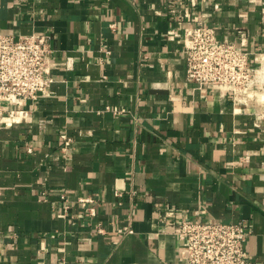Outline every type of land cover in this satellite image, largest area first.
Here are the masks:
<instances>
[{
	"label": "crops",
	"instance_id": "obj_1",
	"mask_svg": "<svg viewBox=\"0 0 264 264\" xmlns=\"http://www.w3.org/2000/svg\"><path fill=\"white\" fill-rule=\"evenodd\" d=\"M200 20L264 53V0H0V33L53 48L49 95L0 124V264H180L177 218L247 222L264 264V89L186 81Z\"/></svg>",
	"mask_w": 264,
	"mask_h": 264
},
{
	"label": "built area",
	"instance_id": "obj_2",
	"mask_svg": "<svg viewBox=\"0 0 264 264\" xmlns=\"http://www.w3.org/2000/svg\"><path fill=\"white\" fill-rule=\"evenodd\" d=\"M110 26L113 28L115 24ZM174 37L183 47L188 83L197 88L222 86L232 94L235 104L246 102L257 90L264 89V53L255 55L257 63L252 64L249 52L218 38L215 28L202 20L175 33ZM52 51L49 34L0 33V124L19 123L26 118L24 106L28 101L49 95L53 82ZM2 101H7L12 108L3 110ZM115 195L121 196V192L115 191ZM92 202L90 196L77 198V203L94 215V208L89 206ZM167 225L184 243L180 264H249L246 242L251 229L245 221L177 218ZM97 232L104 233V230L98 227Z\"/></svg>",
	"mask_w": 264,
	"mask_h": 264
}]
</instances>
